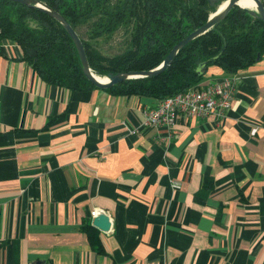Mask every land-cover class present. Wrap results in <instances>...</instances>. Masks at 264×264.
<instances>
[{
  "label": "crops",
  "instance_id": "obj_1",
  "mask_svg": "<svg viewBox=\"0 0 264 264\" xmlns=\"http://www.w3.org/2000/svg\"><path fill=\"white\" fill-rule=\"evenodd\" d=\"M21 57L0 41V264H264V53L224 120L178 119L164 140L141 125L158 99L70 91Z\"/></svg>",
  "mask_w": 264,
  "mask_h": 264
},
{
  "label": "trees",
  "instance_id": "obj_2",
  "mask_svg": "<svg viewBox=\"0 0 264 264\" xmlns=\"http://www.w3.org/2000/svg\"><path fill=\"white\" fill-rule=\"evenodd\" d=\"M58 11L79 34L90 67L98 76L158 66L171 48L204 24L214 11L207 0H40ZM264 3V0H262ZM123 28L124 49L104 55L96 46ZM81 31H83V35ZM17 43L21 59L46 83L70 91L96 88L82 73L73 41L58 21L39 9L0 0V41ZM264 53V21L234 6L212 29L187 43L161 73L124 80L105 90L111 95L162 99L198 88L210 66L233 74ZM205 68L204 72H200ZM91 247L101 253L97 229L82 225Z\"/></svg>",
  "mask_w": 264,
  "mask_h": 264
},
{
  "label": "built area",
  "instance_id": "obj_3",
  "mask_svg": "<svg viewBox=\"0 0 264 264\" xmlns=\"http://www.w3.org/2000/svg\"><path fill=\"white\" fill-rule=\"evenodd\" d=\"M237 80L236 73L227 74L221 78H213L198 88H188L185 91L159 99L153 107L143 109V127L161 128L164 138H170L171 129L178 119L190 120L193 118L214 117L222 121L231 107ZM256 127H252L250 134L254 135ZM136 133V130L130 131ZM178 188L179 185L173 184ZM101 213L100 210L91 211V218Z\"/></svg>",
  "mask_w": 264,
  "mask_h": 264
},
{
  "label": "water",
  "instance_id": "obj_4",
  "mask_svg": "<svg viewBox=\"0 0 264 264\" xmlns=\"http://www.w3.org/2000/svg\"><path fill=\"white\" fill-rule=\"evenodd\" d=\"M9 1L17 2L28 7L39 9L44 13L48 14L56 21H58V23L61 24V26L64 28V30L67 32V34L73 41V44L76 48L80 60L82 73L96 88H101V89H106L115 84L121 83L124 80L134 79V78H148L161 73L171 64L172 60L176 57V55L187 43L197 38L198 36L206 33L208 30L212 29L218 22L224 19L227 13L234 6L243 8L247 10L251 15L264 21V3L262 0H252L256 4V9H248L242 7L238 4V0H207L209 6L214 7L215 10L209 14L204 24H202L198 28L188 33L184 38H182L178 43H176L158 66L146 70H131L126 72L107 73L105 75L107 77V80L100 81L95 75L92 68L90 67L88 56L79 34L66 21V19L62 16V14L52 9L46 3L40 0H9ZM223 2L226 3L224 7L219 10L218 6ZM259 58H260V54L257 53V59ZM204 71L205 68H203L200 72H204ZM92 225L100 229L101 231H107L111 225L110 218L107 215V213L101 212L96 217H93Z\"/></svg>",
  "mask_w": 264,
  "mask_h": 264
},
{
  "label": "rangeland",
  "instance_id": "obj_5",
  "mask_svg": "<svg viewBox=\"0 0 264 264\" xmlns=\"http://www.w3.org/2000/svg\"><path fill=\"white\" fill-rule=\"evenodd\" d=\"M219 6H218V8H219ZM81 33H82V36H84L83 35V31H81ZM127 39H128V35L126 34V32H124V29L121 28V29L117 30L113 35H111L109 37H105V38L101 37V38H99L96 41L95 46L104 55L110 56V55H114L116 53L121 52L124 49V47L126 46Z\"/></svg>",
  "mask_w": 264,
  "mask_h": 264
},
{
  "label": "bare ground",
  "instance_id": "obj_6",
  "mask_svg": "<svg viewBox=\"0 0 264 264\" xmlns=\"http://www.w3.org/2000/svg\"><path fill=\"white\" fill-rule=\"evenodd\" d=\"M226 2H223L221 3V5L219 6V10L222 9L224 7ZM238 4L242 7H245V8H248V9H256V4L254 1L252 0H238ZM96 75V74H95ZM97 78L100 80V81H106L107 80V77H102V76H98L96 75Z\"/></svg>",
  "mask_w": 264,
  "mask_h": 264
}]
</instances>
